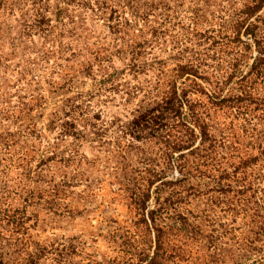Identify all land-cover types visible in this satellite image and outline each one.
<instances>
[{
    "label": "trees",
    "instance_id": "16d2710c",
    "mask_svg": "<svg viewBox=\"0 0 264 264\" xmlns=\"http://www.w3.org/2000/svg\"><path fill=\"white\" fill-rule=\"evenodd\" d=\"M87 17L102 19L109 45ZM87 76L99 91L124 85L125 100L143 88L113 155L137 226L152 233L137 264L263 254L264 0H0V264H43L1 198L21 185L27 206L35 192L58 193L56 172L72 179L65 163L49 166L60 142L96 127L78 87Z\"/></svg>",
    "mask_w": 264,
    "mask_h": 264
},
{
    "label": "rangeland",
    "instance_id": "374dc122",
    "mask_svg": "<svg viewBox=\"0 0 264 264\" xmlns=\"http://www.w3.org/2000/svg\"><path fill=\"white\" fill-rule=\"evenodd\" d=\"M87 26L96 32L99 44L109 45L110 34L102 19L87 17ZM114 64L123 67L117 58ZM12 74L15 72L12 71ZM124 79L140 85L145 83L140 75L133 78L131 74H125ZM79 83L78 87L88 93L86 99L92 105L90 113L96 115L90 122L96 127H90L78 139L67 137L66 142H60L56 160L51 161L49 166L55 172L58 165L65 163L66 174L72 179L63 180L56 172L54 181L63 184L58 193L45 192L40 196L35 192L26 201L27 206L23 205L21 185L14 186L8 194L4 192L1 207L7 208V213L20 222L23 221L21 231L25 237L40 244L43 264H137V255L150 251L152 233L138 227V216L119 188L118 180L123 174L118 157L113 155L117 142L126 140L121 131L130 119L128 112L141 100L143 88L135 97L125 100L126 95L121 90L124 85L116 87L115 84H107L105 90L99 91L95 89L94 80L88 76L80 78ZM61 97V93L54 95L50 105L53 101L59 102ZM56 135L55 131H51L47 138L52 140ZM7 157L0 153V162L6 161ZM169 175L176 176L178 171L174 169ZM31 187H35L34 184L28 189ZM193 211L195 216L200 213L197 209ZM230 231L228 227L225 236L217 240L219 249L229 245ZM239 233V230L233 231L235 237H239ZM263 259L264 253L249 258L243 264H264Z\"/></svg>",
    "mask_w": 264,
    "mask_h": 264
}]
</instances>
